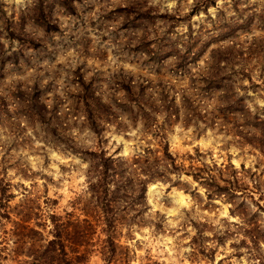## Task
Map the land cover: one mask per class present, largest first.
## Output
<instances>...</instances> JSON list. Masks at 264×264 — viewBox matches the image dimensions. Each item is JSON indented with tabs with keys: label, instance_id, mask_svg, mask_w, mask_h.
I'll return each mask as SVG.
<instances>
[{
	"label": "rangeland",
	"instance_id": "obj_1",
	"mask_svg": "<svg viewBox=\"0 0 264 264\" xmlns=\"http://www.w3.org/2000/svg\"><path fill=\"white\" fill-rule=\"evenodd\" d=\"M191 3L0 0V95L8 109L0 111V264H45L33 257L52 236L50 214L58 220L84 215L71 201L84 189L86 161L55 144L47 125L23 115L21 106L32 95L57 110L64 127L57 126V135L73 138L76 150L99 146L132 161L146 147L159 148V137L118 109L120 80L178 88L187 77L175 71L176 60L194 72L226 47L235 58L247 57L252 80L234 83L243 86L236 90L247 119L235 115L243 129L259 131L249 122L254 114L264 118V0H215L189 14ZM78 75L114 106L117 127L112 120L96 135L80 114L73 116ZM162 126L176 162L187 164L186 154L197 149L194 164L209 165L216 182L222 185L234 173L246 187L229 198L220 192L208 197L209 187L190 174L163 170L162 178L145 182L140 220L115 225L116 247L105 264H264V154L227 125L179 119ZM102 226L94 221L78 245L83 255L76 264H104ZM62 242L72 256L69 241Z\"/></svg>",
	"mask_w": 264,
	"mask_h": 264
},
{
	"label": "trees",
	"instance_id": "obj_2",
	"mask_svg": "<svg viewBox=\"0 0 264 264\" xmlns=\"http://www.w3.org/2000/svg\"><path fill=\"white\" fill-rule=\"evenodd\" d=\"M215 0H192L188 13L193 14L201 8H205L208 3ZM231 49H215V54L211 55L205 65L194 72H190L185 67L184 60H176L175 71H182L187 77L184 86L175 88L168 83L151 84L147 79L134 81L132 78L120 80L123 101L117 106L122 112H127L131 120L138 119L141 130L150 131L154 136L159 137V148L146 147L143 151L132 157L128 161L126 157L107 153L102 147L96 149L76 150L75 140L71 137H58L56 129L59 125L63 130L59 113L54 107L37 101L36 94L32 95V100L27 99L21 106L23 115L28 120L42 122L47 125L53 137L52 141L60 145L62 149L77 152L86 161L84 169L85 186L82 193L75 196L71 201L73 207L77 204L83 212L82 217H68L58 220L55 215L50 214L52 221V236L39 247V253L35 254L33 260L41 261L45 264H76L82 259V251L78 245L83 244L86 236L94 229V221L102 223V231L105 234L101 255L106 260L114 252L116 244L112 236V231L117 223L129 224L130 221H139L141 212L146 209L145 202V182L156 177L163 176V170H182L190 174L191 177L200 184H205L207 196L210 194L225 193L226 197L236 196L237 190L246 186H241L236 176L225 178L224 183L219 184L214 180L211 167L201 162V165L194 164V160H199V152L194 150L193 155L187 153V164L176 162L168 151L164 136L159 132L162 125L173 120H181L183 124L201 121L205 125L220 124L227 125L226 129H232V133L243 138L245 142L256 146L264 154V118L252 115V124L257 126L258 132H251L242 128L235 113L243 118L245 106L242 103V96L237 93L240 84L234 85L236 79L245 77L250 82L248 59L235 58L231 56ZM219 53V54H218ZM187 73V74H186ZM78 89L74 93L75 110L73 116L80 114L84 119L86 127L94 134H100L104 124L114 121L119 124L117 112L111 103L92 87L89 80H84L81 75L77 76ZM243 85V84H242ZM118 104V103H117ZM116 106V104H114ZM0 111L8 114V109L4 98L0 95ZM160 117L159 122L157 121ZM119 129V128H117ZM164 160L162 163L161 161ZM135 165L144 175V178L134 174ZM231 165V164H229ZM242 168V165H241ZM235 171V170H232ZM257 184V182H253ZM210 185V186H209ZM0 186V193L3 191ZM236 193V194H235ZM243 204L242 201L236 204ZM67 214H70L67 212ZM15 222V221H14ZM15 222L14 224H16ZM26 225V224H25ZM157 226V222H154ZM27 230L37 232L31 226ZM253 235V234H252ZM253 237V236H252ZM62 238L69 241V248L72 256H67L64 250ZM253 240V239H252Z\"/></svg>",
	"mask_w": 264,
	"mask_h": 264
}]
</instances>
